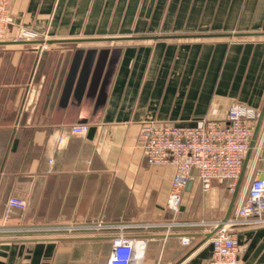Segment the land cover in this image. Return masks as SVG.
Segmentation results:
<instances>
[{"label": "crops", "instance_id": "obj_1", "mask_svg": "<svg viewBox=\"0 0 264 264\" xmlns=\"http://www.w3.org/2000/svg\"><path fill=\"white\" fill-rule=\"evenodd\" d=\"M10 14L39 37L0 42V229L126 224L150 239L144 264H207L209 227L147 232L173 221L176 168L149 164L139 129L262 111L264 0H11ZM11 197L28 206L6 220ZM233 198L195 179L174 221H223ZM8 232L0 264H108L117 233ZM238 240L240 264H264V228Z\"/></svg>", "mask_w": 264, "mask_h": 264}, {"label": "built area", "instance_id": "obj_2", "mask_svg": "<svg viewBox=\"0 0 264 264\" xmlns=\"http://www.w3.org/2000/svg\"><path fill=\"white\" fill-rule=\"evenodd\" d=\"M10 5L11 0H0V42L37 39L38 34L15 23ZM260 114L255 108L234 104L221 120L204 119L194 126L155 122L140 126L138 143L149 164L155 167L174 165L176 168L166 203L167 211L174 216L181 212L184 191L195 179L201 182L205 193H209L216 182H228L230 192L235 193ZM87 131V125H78L71 132L85 134ZM261 135L262 129L246 168L245 188L238 193L235 211L228 220L198 224L173 220L156 226L166 228L167 234L180 226L209 227V232L214 234L209 238L212 255L207 264H240L238 232L264 228V136ZM27 206L23 199L11 197L5 219L8 220L13 211L25 212ZM130 227L126 224L103 227L117 231L112 239L108 264H144L150 239L128 234ZM182 242L188 245L191 240L184 236Z\"/></svg>", "mask_w": 264, "mask_h": 264}, {"label": "rangeland", "instance_id": "obj_3", "mask_svg": "<svg viewBox=\"0 0 264 264\" xmlns=\"http://www.w3.org/2000/svg\"><path fill=\"white\" fill-rule=\"evenodd\" d=\"M245 178L246 177H243V180L241 182L240 192L242 190H244V188H245V180H246ZM170 214H171V218H173V220L175 218H177V215L174 216V214H172V213H170ZM197 219H198V221L187 222V223H189V224H198V223H202V222H206V223L207 222H212V221H204L203 217L202 218H197ZM171 221H172V219H171ZM162 223H167V222H149V223L144 224V226L147 227V229H148L147 232L148 231L152 232L154 230L161 229V228L156 227V226L158 224L161 225ZM107 225H113V224H105V223L103 224V223H101V224H98V226L94 224V225H90V226H81V227H78V226H49V227H43V228H46V229L50 230L49 232L51 234H53V235H64L65 233L72 234V233H74V230L81 229V228H86V227H92V228H95V229H97L99 231H102L103 227H106ZM14 229H16V228H14ZM14 229H12V228H3V229H0V231L4 232V231H7V230H14ZM17 229H22V228H17ZM36 229H40V227H38ZM100 229H102V230H100ZM100 252L101 253L103 252V246L102 245L100 247Z\"/></svg>", "mask_w": 264, "mask_h": 264}, {"label": "water", "instance_id": "obj_4", "mask_svg": "<svg viewBox=\"0 0 264 264\" xmlns=\"http://www.w3.org/2000/svg\"><path fill=\"white\" fill-rule=\"evenodd\" d=\"M242 36V35H241ZM263 121H264V106H263V109L261 111V114H260V117L258 119V122H257V125H256V128H255V133H254V137H253V141H252V145H251V150L249 152V155L246 159V162H245V165H244V169H243V173H242V176H241V180H240V183H239V186L237 188V190L235 191L234 193V198H233V201H232V204L230 206V209H229V212H228V215L227 217L224 219V221L228 220V218L230 217V214H231V211L233 209V206H234V203H235V200H236V197L238 195V192H239V189H240V185H241V182L243 180V177L245 175V172H246V168H247V165H248V162H249V159H250V156H251V152H252V148L254 147L255 143H256V140L259 136V133H260V130L262 128V124H263ZM262 177V176H261ZM190 184V183H189ZM48 229L46 228H43L41 227L40 229H36V228H22V229H14V230H7L9 231L8 233H27V232H31V231H46ZM60 230V229H59ZM5 231V232H7ZM50 231V230H49ZM214 234V232H211L208 237L210 238L212 235Z\"/></svg>", "mask_w": 264, "mask_h": 264}]
</instances>
